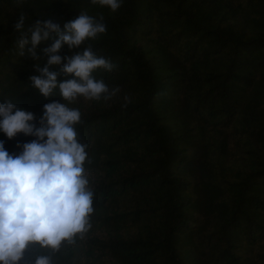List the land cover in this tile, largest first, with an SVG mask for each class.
<instances>
[{
    "label": "trees",
    "instance_id": "trees-1",
    "mask_svg": "<svg viewBox=\"0 0 264 264\" xmlns=\"http://www.w3.org/2000/svg\"><path fill=\"white\" fill-rule=\"evenodd\" d=\"M20 11L25 35L36 20L102 18L106 32L85 46L115 65L93 75L119 89L69 105L88 145L92 228L36 254L53 264H264V0H123L115 12L89 0H0V103L39 120L60 98L30 87L39 73L16 56ZM50 43L37 48L41 67ZM32 139L0 134L9 153Z\"/></svg>",
    "mask_w": 264,
    "mask_h": 264
},
{
    "label": "clouds",
    "instance_id": "clouds-1",
    "mask_svg": "<svg viewBox=\"0 0 264 264\" xmlns=\"http://www.w3.org/2000/svg\"><path fill=\"white\" fill-rule=\"evenodd\" d=\"M122 2L89 0L112 12ZM13 3L21 7L25 0ZM27 19L20 11L13 23V31L20 34L15 41L16 56L36 62L33 66L39 74L29 77L30 87L45 98L59 96L60 100L44 104L39 120L31 111L18 108L13 99L0 103V134L7 139L17 134L34 138L17 144L21 149L18 153H9L0 140V264H53L49 255L36 252H59L89 233L94 192L86 169L90 162L88 145L81 142L76 131L81 111L69 105L81 98L108 100L119 92L93 75L98 69L111 72L115 65L85 46L106 32L102 18L80 11L63 22L36 20L30 34L25 35ZM49 41L41 49V67L37 48ZM64 46L70 51L83 46V50L62 57L59 52ZM51 67L59 71H50ZM59 73L72 78L59 81ZM124 99L127 102L128 98ZM29 249L33 254L25 259Z\"/></svg>",
    "mask_w": 264,
    "mask_h": 264
}]
</instances>
